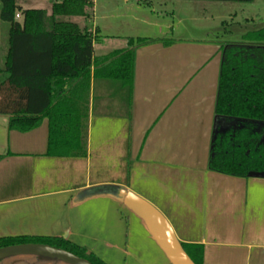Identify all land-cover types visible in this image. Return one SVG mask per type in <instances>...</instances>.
Segmentation results:
<instances>
[{
  "label": "crops",
  "instance_id": "1",
  "mask_svg": "<svg viewBox=\"0 0 264 264\" xmlns=\"http://www.w3.org/2000/svg\"><path fill=\"white\" fill-rule=\"evenodd\" d=\"M98 5L92 0L88 16L61 18L92 33L95 58L127 48L130 38L154 41L134 51L130 92L118 81L95 76L96 64L88 90L81 80L55 86L63 93L57 115L84 126L80 139L74 136L79 149L67 155L49 154V115L21 131L9 127L10 115L0 114V238L60 237L107 264H175L149 223L118 192L101 189L112 187L153 205L186 248L202 246L203 264H264V172L240 176L210 166L217 133L248 124L264 133V121L216 110L225 48L264 44L246 41V33L228 40L216 36L215 28L189 36L173 23L162 25L160 36L111 32L103 20L118 14L99 15ZM145 6L123 18L151 25L150 17L139 13ZM4 22L0 18V28H6ZM113 39L124 44L110 49Z\"/></svg>",
  "mask_w": 264,
  "mask_h": 264
},
{
  "label": "trees",
  "instance_id": "2",
  "mask_svg": "<svg viewBox=\"0 0 264 264\" xmlns=\"http://www.w3.org/2000/svg\"><path fill=\"white\" fill-rule=\"evenodd\" d=\"M1 3L0 18L10 24V41L6 72L0 77V114L10 115L9 127L21 131L35 128L43 116L49 115V154L67 155L79 149L74 145V136L80 139L84 126L80 122L65 123L63 115H57V101L63 100V93L56 85L81 80L88 90L91 68L96 64L95 76L118 81L130 92L134 51L154 39L130 38L127 48L95 58L92 33L75 22L61 20L62 17L88 16L87 7L92 6V0H53L51 15L45 9L24 8L18 0H1ZM17 14L22 19H18ZM243 37L246 41L264 44V26ZM99 64H102L101 70ZM55 107L57 113L54 114ZM216 110L223 116L264 121V47L232 44L225 48ZM2 158L0 154V160ZM210 166L240 176L264 172V133L255 131L251 124L217 133ZM19 243L48 244L66 249L93 264H107L93 252L60 237L0 238V247ZM184 248L195 264H203L202 246Z\"/></svg>",
  "mask_w": 264,
  "mask_h": 264
},
{
  "label": "rangeland",
  "instance_id": "3",
  "mask_svg": "<svg viewBox=\"0 0 264 264\" xmlns=\"http://www.w3.org/2000/svg\"><path fill=\"white\" fill-rule=\"evenodd\" d=\"M98 14H106L107 10H114L118 15L116 18H108L103 22L109 23L110 31L116 32H142V34H151V36H160L163 34V27L167 23L174 24L182 34L189 36L201 35L197 32L203 28H215L216 36L225 39L238 40L243 34L260 29L264 26V0H254L253 2H226L213 0H130L127 4L124 0H98ZM27 7L36 9H48L51 11L50 0H27L23 2ZM146 5L140 9L141 16H149L151 25H139L137 23H128L124 13L133 14L138 5ZM0 0V10H1ZM153 10L155 12H153ZM166 10L174 11V14H166ZM145 11V12H144ZM160 14L159 16L155 15ZM137 14V13H135ZM152 15V16H151ZM122 16V18L120 17ZM22 19V18H19ZM71 20L77 21L78 17H71ZM124 23H122V21ZM102 22V21H101ZM6 23V22H4ZM92 24V23H91ZM130 24L131 26H129ZM5 25V24H4ZM8 25V26H7ZM8 27V28H7ZM134 30V31H133ZM0 68L4 66L5 55L9 48V22L6 28H0ZM109 31V32H110ZM124 43L119 39H113L107 42L110 49L118 48ZM3 72L0 73V77ZM0 264H65L58 260H52L41 257H11L0 260Z\"/></svg>",
  "mask_w": 264,
  "mask_h": 264
},
{
  "label": "water",
  "instance_id": "4",
  "mask_svg": "<svg viewBox=\"0 0 264 264\" xmlns=\"http://www.w3.org/2000/svg\"><path fill=\"white\" fill-rule=\"evenodd\" d=\"M119 197L150 225L169 258L175 264H195L177 239L167 219L150 203L125 189L118 191ZM41 257L58 260L65 264H93L87 259L66 249L42 243H19L0 247V260L11 257Z\"/></svg>",
  "mask_w": 264,
  "mask_h": 264
},
{
  "label": "built area",
  "instance_id": "5",
  "mask_svg": "<svg viewBox=\"0 0 264 264\" xmlns=\"http://www.w3.org/2000/svg\"><path fill=\"white\" fill-rule=\"evenodd\" d=\"M17 18H20V14H17Z\"/></svg>",
  "mask_w": 264,
  "mask_h": 264
}]
</instances>
